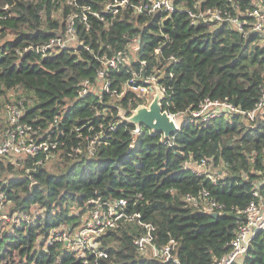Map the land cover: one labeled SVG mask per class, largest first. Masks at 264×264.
Returning <instances> with one entry per match:
<instances>
[{
  "label": "trees",
  "instance_id": "trees-1",
  "mask_svg": "<svg viewBox=\"0 0 264 264\" xmlns=\"http://www.w3.org/2000/svg\"><path fill=\"white\" fill-rule=\"evenodd\" d=\"M57 1L0 0V130L8 124L6 104L23 98L26 118L44 124L62 118L54 137L65 142L51 166L43 156L26 160L22 168L0 161V195L8 215L42 209L31 223L0 224V264H86L62 242L44 247L41 237L61 225L77 229L97 199L110 205L126 200V213L140 215L132 222L119 220V227L98 239L107 257L97 264H175L147 258L136 249L135 239L146 233L143 224L155 227L157 245L176 242L180 264H214L230 252L245 221L243 211L254 200L255 184H264V105L253 119L245 115L257 109L264 94V45L256 33L243 34L229 22L193 24L189 11L199 3L202 10L237 17L261 0H176L170 15L136 14L132 7L104 20L89 14L90 28L79 25L77 33L94 54L81 47L79 53L66 49L42 56L30 48L62 35L60 12L65 18L74 11ZM78 2L101 13L106 0ZM131 2L145 5L148 0ZM134 39L140 40V49L130 54L129 64L110 70V93L80 97L84 82L98 83L102 65L96 55L128 51ZM171 56L177 61L164 67ZM156 70L164 71L157 79L166 90L170 114L190 116L206 100L228 102L240 112L208 123H183L170 144L146 127L134 135L136 127L119 117V109L130 116L143 101L129 89L121 99L114 93L126 84L147 86ZM11 92L16 95L9 96ZM97 137L95 154L89 156L88 144ZM80 144L81 152H75ZM204 159L218 173L215 182L185 168L189 160ZM203 191L223 206L218 217L185 201L186 195ZM88 259L87 264L96 263L94 256ZM240 264H264V231Z\"/></svg>",
  "mask_w": 264,
  "mask_h": 264
},
{
  "label": "built area",
  "instance_id": "built-area-1",
  "mask_svg": "<svg viewBox=\"0 0 264 264\" xmlns=\"http://www.w3.org/2000/svg\"><path fill=\"white\" fill-rule=\"evenodd\" d=\"M175 1L176 0H148L145 5H135L131 0H106L102 12L94 13L89 6L79 5L78 0H59L57 1V4L62 3L74 6L73 13L65 16V18L63 17L62 12H60V18L62 22H64V33L52 38L48 43L36 48H30V50H34L39 55L48 56L66 49L79 53L80 48L84 47L91 54H94L90 45H86L83 41H79L77 33L79 25L86 26L87 30L90 28L88 23L89 14H93L101 20H104L107 16L115 17L120 14V12L132 7L136 14L151 15L157 12H165L170 15L176 11ZM199 5V3H196L194 10L189 11L193 24H196L199 21L214 24L229 22L243 34H246L249 31L256 33L260 37L261 43L264 45V0L255 2V7L252 10L241 12L237 17H233L227 12H222L220 10H202ZM236 7V9L239 10V6L237 5ZM8 8L9 6L5 7V9ZM139 44L140 40L134 39L133 42L130 43L128 51L120 50L113 55V57H109L106 54L96 55V59L100 61L102 65L97 71L98 83L92 85L89 81L84 82L82 88L78 91L79 96L84 97L92 93L101 96L105 93L109 94L110 84L106 79L109 77L110 70L118 69L121 62L129 64L130 54L139 51ZM161 52L160 48L155 51L157 55L161 54ZM166 61L167 63L164 67H169L170 64L176 62L177 59H175L174 56H171ZM158 75L163 77L164 71L162 70L159 72L156 70L153 75L147 77L145 81L147 86L134 87L126 84L123 86L122 90H117L114 94L117 98L121 99L125 96L126 89L137 93L138 90L147 91L150 84H155L165 95V88L158 83ZM134 76L135 78H140L138 74L134 73ZM170 76H172V74H170ZM137 95L138 97L140 96L138 93ZM168 104L169 101L165 95V100L162 103L163 110L175 120L178 127H181L176 120V115L170 114L166 110L165 105L167 106ZM263 105L264 94L261 102L257 105V109L246 113L245 115L250 119H253L255 113L261 109ZM239 112L240 110L238 108L228 102L206 100L197 111H193L190 116L185 117L183 123H208L218 118H229L234 113ZM6 118L8 124L4 129L0 130V161L14 165L17 168H22L26 160L30 158L43 156L45 161L53 160L56 153L60 151V148L65 146V142H60L59 136L54 137L55 131L62 123V118L57 116L53 122L47 124L40 122L41 119L26 118L25 99L23 98L10 101L6 104ZM116 127L117 125H112L111 130L116 129ZM133 133L134 135L140 134L137 130H134ZM160 135L161 141L170 144V140H166L163 134ZM100 139L101 137H97L89 142L87 147V153L89 156L95 154V144ZM81 150V144L74 149L75 152H81ZM37 163H43V159L39 160ZM184 165L185 168L191 170L195 174L206 176L214 182L217 180L218 173H216L211 160H189L185 162ZM28 172L30 171L27 170V173ZM255 185L256 190H254V200L243 211L245 221L239 224L238 231L230 243V252L220 260H217L214 264L242 263L255 236L264 231V184L262 182H257ZM185 201L205 213H220V211L223 210V206L212 199L208 191H203L199 193L198 196L186 195ZM5 202L4 196L0 195V224L8 222L10 219H15V216H17L16 220L22 221L21 223L30 222V220L25 222L22 217L24 213L16 214L11 217L3 211L1 212L5 206ZM91 202L95 203L97 206L88 213L90 216L89 219L83 221L81 226L76 230H72L70 227H64L60 231L58 230V232L52 231V235H55L57 239L50 240L47 246H53L54 243L62 242L65 244L68 251L77 255L79 258L84 259L86 264L89 262L88 257L90 256L95 257V264H97L99 258L107 257V253L99 250L98 239L105 234L107 229L119 227V220L127 219L132 222L136 217H140V215H129L126 213V200H120L111 205L101 203L100 199ZM25 214H27L26 216L30 215L29 213ZM143 226L146 229V233L135 239L134 243L136 249L147 258H154L163 263L173 262L175 264H180L174 254L176 250V242L171 240L166 245H157L154 234L155 227L151 224H143Z\"/></svg>",
  "mask_w": 264,
  "mask_h": 264
},
{
  "label": "water",
  "instance_id": "water-1",
  "mask_svg": "<svg viewBox=\"0 0 264 264\" xmlns=\"http://www.w3.org/2000/svg\"><path fill=\"white\" fill-rule=\"evenodd\" d=\"M156 91L157 95L149 107L140 105L130 116H127L126 112L121 108L119 109V117L134 125L137 132H140L142 127H146L153 132L163 134L164 138L169 140L181 130V127H178L175 120L163 110L161 102L165 99V95L159 87H156ZM211 216L216 218L219 214L213 213Z\"/></svg>",
  "mask_w": 264,
  "mask_h": 264
},
{
  "label": "rangeland",
  "instance_id": "rangeland-1",
  "mask_svg": "<svg viewBox=\"0 0 264 264\" xmlns=\"http://www.w3.org/2000/svg\"><path fill=\"white\" fill-rule=\"evenodd\" d=\"M7 38H10V37H7ZM151 89H152V91H151ZM137 93L140 95L139 97H140V99L143 101V103H142L141 106L149 107L150 104L154 101V99H155V97H156V95H157L156 85H155V84H150V86L147 88V91H141V90H138ZM8 95H9V96H12V95H16V93L11 92V93H9ZM5 100H7V99H5ZM164 100H165V99H164ZM164 100H163V101H164ZM163 101L161 102V104L163 103ZM132 113H133V112H132ZM132 113H131V114H132ZM0 116H3V117H4L3 114H0ZM185 117H187V116H184V115L176 116V120H177V122L179 123L180 126H182L183 121L185 120ZM141 131H142V130H140V133H141ZM149 132H150V133H157V132H153L151 129H149ZM159 134H160V133H159ZM139 135H140V134H139ZM172 138H173V136H172L169 140H171ZM54 161H55V159H53V160H51V161H48V164H47V165H49V166L53 165V164H54ZM2 211H3L4 213L9 214V206H8V204H5V206H4V208L1 210V212H2ZM41 213H42V209L39 208V207H37V206H34V207L31 209V212H29V214H30L29 216H26L27 214L24 213V214L22 215V217H23V219L25 220V222H26L27 220H30L29 223H31V221L35 220L37 216L41 215ZM16 217H17V216H15V219H10V220H8V223H10L11 225H12L13 223H17V224L21 223L22 221H21V220H16ZM89 217H90L89 214L84 213L83 216H82V222L85 221V220H87V219H89ZM13 218H14V217H13ZM4 224H5V223H4ZM81 224H82V223H81ZM81 224H80V226H81ZM80 226H79V227H80ZM8 227H10V226H9V225H5V227H3V228L9 229ZM64 227H67V226H63V225H61V226H59V227H53V228L50 229V234H49L47 237L42 236V237H41V241H43L44 247H46V246L48 245V243L50 242V240H52V239H57V237H55V235H52V231H53V232H56V231L58 232V230L60 231V230L63 229ZM54 229H56V230H54ZM75 230H76V229H75Z\"/></svg>",
  "mask_w": 264,
  "mask_h": 264
}]
</instances>
